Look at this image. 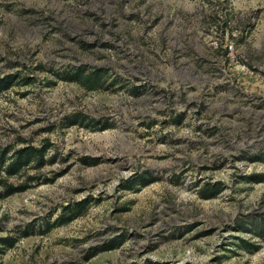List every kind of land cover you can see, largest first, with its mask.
<instances>
[{
  "label": "rangeland",
  "instance_id": "rangeland-1",
  "mask_svg": "<svg viewBox=\"0 0 264 264\" xmlns=\"http://www.w3.org/2000/svg\"><path fill=\"white\" fill-rule=\"evenodd\" d=\"M7 75L0 148L44 154L0 171V264H264V0H0Z\"/></svg>",
  "mask_w": 264,
  "mask_h": 264
},
{
  "label": "trees",
  "instance_id": "trees-1",
  "mask_svg": "<svg viewBox=\"0 0 264 264\" xmlns=\"http://www.w3.org/2000/svg\"><path fill=\"white\" fill-rule=\"evenodd\" d=\"M108 75V71L103 68H93V69H85V68H78L74 73H71L67 77V80L70 81H78L81 85L85 86L89 90H96L101 88L104 85L105 77ZM29 82V81H26ZM13 85V76L7 75L6 77H0V93L9 89ZM66 127L74 126V125H81V126H89L88 118L85 115L80 114H73L66 117ZM87 122V123H85ZM100 123L99 121H97ZM105 126V125H104ZM108 126V125H106ZM43 150L37 149L31 146H27L21 149H18L12 157L7 156V150L0 148V171H5L7 175H14L20 172L25 166H27L32 160H37L38 163H43ZM264 156V155H263ZM262 155L259 156L264 158ZM4 168V169H3ZM250 178H254L250 176ZM27 188L26 185L20 186H9L8 189L3 193L4 196H9L16 192L24 191ZM222 191V187L220 183L214 184H206V186L200 190L201 196L203 198H211L218 195ZM80 209L78 211H72L70 216L60 219L58 223H50L48 221L46 223L47 227L44 231H50L55 225L67 223L76 217L82 215L84 213L83 209L85 210L84 205L79 206ZM263 217V216H262ZM248 225L242 224L240 228L242 230H253L254 228H261L264 233V219L257 218V217H248ZM43 231V232H44ZM16 243V238L12 236L7 237H0V244L4 246L12 247ZM113 248V245L109 247V249ZM139 264V263H133ZM145 264H152L147 262Z\"/></svg>",
  "mask_w": 264,
  "mask_h": 264
},
{
  "label": "built area",
  "instance_id": "built-area-1",
  "mask_svg": "<svg viewBox=\"0 0 264 264\" xmlns=\"http://www.w3.org/2000/svg\"><path fill=\"white\" fill-rule=\"evenodd\" d=\"M226 35H227V39H228V38H229V33H226ZM225 47L227 48V50H228L229 52H232V51L234 50V48H235V46H234V42H233V41H229V42H227V44H226ZM243 67H245V66H243Z\"/></svg>",
  "mask_w": 264,
  "mask_h": 264
}]
</instances>
